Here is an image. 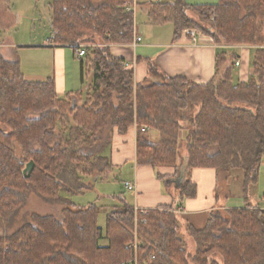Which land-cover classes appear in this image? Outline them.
<instances>
[{
    "label": "trees",
    "instance_id": "trees-1",
    "mask_svg": "<svg viewBox=\"0 0 264 264\" xmlns=\"http://www.w3.org/2000/svg\"><path fill=\"white\" fill-rule=\"evenodd\" d=\"M124 1L50 2L53 41L73 48L92 44L80 56L81 80L91 77L82 103L73 98L79 99L78 91L60 96L53 78H26L20 62L0 49V227L7 230L0 235V264H264V207L247 202L264 160V46L255 50L247 81L234 83L230 66L220 74L227 59L219 52L216 73L206 83L167 75L152 60L149 69L160 79L136 82L133 68L110 49L133 40L134 14L125 10ZM262 7L264 0H163L150 2L148 16L156 24L171 21L175 40L196 27L217 44L262 45ZM133 125L138 165L178 169L180 132L186 128L187 168L243 170L247 204L226 208L224 214L210 211L201 228L189 224L193 252L179 235L175 206L143 213L120 195L118 204L106 206L103 228L101 206L77 205L65 194L81 193L97 177H109L106 149L113 132ZM149 129L158 131L157 140ZM30 160L34 168L26 177L23 169ZM32 191L60 203L61 217L32 213L8 232ZM196 193L195 182L186 179L180 185L182 197ZM136 234L135 251L129 244Z\"/></svg>",
    "mask_w": 264,
    "mask_h": 264
},
{
    "label": "crops",
    "instance_id": "crops-1",
    "mask_svg": "<svg viewBox=\"0 0 264 264\" xmlns=\"http://www.w3.org/2000/svg\"><path fill=\"white\" fill-rule=\"evenodd\" d=\"M148 1L149 5L146 7V13L149 11L151 0ZM200 33L196 41L191 40L192 32L188 31V29L187 31H183L182 35L176 40L173 39V35L162 38L159 33H153L152 35L146 33L145 37L142 36V41L135 46L131 42L111 44L110 49L113 54L123 57L124 61H129L130 67L134 71L135 81L145 84L157 81L156 79L160 75V73L156 74L150 71V60L156 64L159 71L167 75H184L198 83H206L216 73V58L219 52H224L227 59L225 65L219 68L220 74L223 69L230 66L234 83L247 81L250 78L255 50L260 46H264V43L262 45L217 44L209 34L202 31ZM49 40L55 43L51 34ZM1 46L2 43H0V48ZM66 46L71 45L55 43V48L52 50V56L54 57L53 66L55 67L56 75L50 78L55 80L60 96L67 95L59 93L63 90L65 92L66 87V52L64 48ZM236 60H239V64L235 63ZM46 78L38 77V79L33 78L31 80H44ZM90 82L91 77H88V86ZM149 134L153 140L159 138L158 131L156 130L149 129ZM106 153L111 159V169L113 170L117 167L128 175V178L123 183L125 181L134 182L135 188L131 189L134 193L131 198L132 200H129V202L135 208L175 206L178 208V214L187 216L185 231L189 224L199 228L203 227L207 222L210 211L220 210L225 212L226 208L243 207L248 202L245 201L243 191L240 189L234 191L228 190L229 194L226 195V193L224 196L225 200L220 202V195L216 194L215 190L221 172L215 167L187 168L183 159L184 153L181 159L178 157V169L172 166L153 168L150 165H138L136 163V125L131 126L124 133H120L115 128L112 141L106 149ZM158 172L165 179L167 178L169 182L159 177ZM186 179L196 183L197 193L195 196L182 197L180 195V185ZM254 189L257 195L260 194V200L254 198L249 204L264 207V160L262 161L259 179ZM225 190L226 188L222 187V191ZM242 200L245 202L243 205H241ZM182 223L183 221L180 220V226Z\"/></svg>",
    "mask_w": 264,
    "mask_h": 264
},
{
    "label": "rangeland",
    "instance_id": "rangeland-1",
    "mask_svg": "<svg viewBox=\"0 0 264 264\" xmlns=\"http://www.w3.org/2000/svg\"><path fill=\"white\" fill-rule=\"evenodd\" d=\"M146 1L141 0L140 2L138 0L134 13V24L139 29V33L143 37H145L146 33H150L151 35L153 33H159L162 38L173 35L174 25L171 21L156 24L150 20L148 13H146V7L149 5V1ZM188 1L213 3L219 0ZM50 2L51 0H0V43H2L0 49L7 59L10 58L20 62L25 77L29 79L55 77L56 75L55 67L53 66L54 57L52 56L55 43L49 40L51 34L49 20L51 17ZM189 13L193 17L196 16L192 11H189ZM259 15L264 20V7L260 10ZM191 28L200 30L196 27ZM184 31H187V29ZM188 31H190V28H188ZM64 48L66 52V87L65 92L63 90L59 93L65 95L78 91L81 98L79 97L77 99V97H73L74 95L71 97L76 98L77 103H82L87 97L88 77L86 76L85 80L81 81L80 56L75 52V48L71 46ZM159 79L158 77L156 80ZM188 123V120L184 121L186 126ZM182 130L180 132L181 139L179 144L180 159L183 157V153H186L185 136L187 129L184 128ZM229 174L231 175L229 176ZM243 177V170L238 168L232 169L230 172L220 173L219 182L215 190V193L220 195V202L225 200L224 196L226 193V195L229 194L228 190H242ZM127 178L128 175L116 167L112 170L108 178L99 177L93 180L91 187L85 189V191L77 194H65L77 205L85 206L89 203H95L101 206L102 208L98 214V223L104 228L106 213L108 211L106 206L119 203L118 196L120 195L124 196L127 201L132 200L133 190L127 189L123 183ZM229 180L230 182L228 183ZM222 187H225L226 190L222 191ZM254 190V187H252L248 203H251L254 198L260 200V194L257 195ZM25 196L26 201L17 214L13 227L8 229V232L17 229L25 220L29 219L32 213L53 214L61 217L63 206L60 203L46 201L33 191L26 193ZM243 200L241 201V205L245 203ZM222 213L224 214L225 212ZM178 216L179 220L183 221L179 229V235L185 240L188 249L193 252L194 242L188 231L184 230L186 229L185 222L187 216L182 214H178ZM6 231L4 226L0 227V235ZM102 241L105 243L106 240L104 239Z\"/></svg>",
    "mask_w": 264,
    "mask_h": 264
},
{
    "label": "built area",
    "instance_id": "built-area-1",
    "mask_svg": "<svg viewBox=\"0 0 264 264\" xmlns=\"http://www.w3.org/2000/svg\"><path fill=\"white\" fill-rule=\"evenodd\" d=\"M161 1H163V0H151V2H156V3H159ZM137 3H138V0H125L123 5H124L125 10L132 11L134 14ZM199 31L200 30H198V29L190 28V32H192L191 40H193V41L198 40V36H199V34H201L200 33L201 31L200 32ZM141 41H142V35H141V33H139L138 28H136V26L134 24V36H133V40L131 41V44L133 46H135ZM89 45H92V44H90V43H77L76 48H75V52L79 56H84L86 54V47ZM235 63L239 64V60H236ZM124 64L130 67L129 61H124ZM142 129H148V126L143 125ZM124 186L127 189H134L135 188L134 182H131V181H125ZM136 209L140 210L143 213H146L149 208H136ZM176 210H178L177 207H176ZM129 245L132 246L135 249V251L137 250V247L139 246V240H138L137 234L135 235V239ZM121 264H137V262L136 261H134V262H124L123 261Z\"/></svg>",
    "mask_w": 264,
    "mask_h": 264
},
{
    "label": "water",
    "instance_id": "water-1",
    "mask_svg": "<svg viewBox=\"0 0 264 264\" xmlns=\"http://www.w3.org/2000/svg\"><path fill=\"white\" fill-rule=\"evenodd\" d=\"M34 168V161L30 160L29 162H27L26 166L23 169V173L26 177H29L32 173V170Z\"/></svg>",
    "mask_w": 264,
    "mask_h": 264
}]
</instances>
